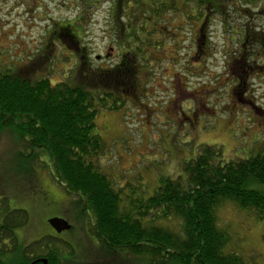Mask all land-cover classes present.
Returning <instances> with one entry per match:
<instances>
[{"label":"rangeland","instance_id":"1","mask_svg":"<svg viewBox=\"0 0 264 264\" xmlns=\"http://www.w3.org/2000/svg\"><path fill=\"white\" fill-rule=\"evenodd\" d=\"M21 2L0 0V67L35 68L34 73L52 85L73 82L82 67L81 55L88 56L85 69L116 66L126 51L119 46L124 35L135 54L147 43L148 57L138 55L136 61L124 56L128 64L138 62L139 72L136 84L125 82V93H119L123 105L108 110L113 100L106 99L107 110L100 109L94 121L95 134L106 147L101 170L115 189L124 190L121 198H151L163 180L181 175L183 164L193 160L201 146L220 148L222 161L228 162L247 159L254 153L253 142L258 141L256 147L264 142V50L263 59L254 58L253 69L236 65L232 71L227 64L228 54L238 56L236 34L241 28L250 22L264 32V0H240L234 6L226 2L223 13H209L204 23L201 17L189 19L195 10L188 13L185 0H163L176 9L166 10L156 24L157 8L146 3L141 17L142 9L134 3L111 15L113 0H94L91 6L80 0ZM215 2L221 5V0ZM65 29L76 39L69 41ZM203 29L209 49L199 53ZM75 42L86 50L84 55ZM252 49L258 52L256 46ZM238 75L247 81L243 92L235 90ZM28 155L33 152L23 151L15 130L0 131V204L7 201L6 208L0 206V226L7 212L27 213L26 226L14 231L21 248L55 237L61 264H146V258L111 250L92 237V213ZM41 160L47 164L48 155L41 153ZM246 188L264 192L259 184ZM50 219L66 221L70 230L56 234ZM217 221L229 235L228 252L244 264H264V218L224 203ZM168 225L180 230L178 221Z\"/></svg>","mask_w":264,"mask_h":264},{"label":"trees","instance_id":"2","mask_svg":"<svg viewBox=\"0 0 264 264\" xmlns=\"http://www.w3.org/2000/svg\"><path fill=\"white\" fill-rule=\"evenodd\" d=\"M80 1L85 6L94 3V0ZM160 1L163 0H114L113 9L117 13L126 5L128 10L129 4L134 3L142 9L140 15L143 17L149 5L156 7V24L166 10L176 9L173 2L168 8L166 2ZM193 1L194 4L188 0V4L185 0L186 11L195 10V16H189V19L201 17L203 23L209 13H223L226 2L233 6L241 4L240 0H221V5L215 0ZM144 3L148 6L146 9ZM188 6L191 7L188 9ZM128 15L135 17V13ZM254 28L249 22L236 34L238 56L234 52L228 54L229 67L238 63L245 70L254 68V58L261 55L249 48L255 35ZM151 30L155 29H150L148 35H152ZM257 35V42L264 46V35ZM123 39L119 46L126 47L124 56L135 60L138 55L147 56L146 42L142 46L145 50L135 54L127 47L125 39L128 35ZM205 40L208 38L203 29L199 53L209 49ZM38 52L37 57L43 51ZM252 54L255 56L251 57ZM124 56L116 66L97 70L84 68L88 59L85 56L79 62L83 68L75 74L73 82L62 81L54 85L48 78L34 73L35 68L26 71L25 66L22 70L13 66L0 67V131L15 130L23 151L33 152L27 156L30 161L48 169L69 196L79 198L82 209L93 215L90 235L101 245L144 257L146 264H244L240 256L227 251L230 238L218 226L217 210L221 204L231 203L241 211L253 213L256 219L264 218V192L246 188L249 183L264 186V155L223 162L220 148L201 146L196 157L183 164L181 175L163 180L155 194L146 200L121 198L124 190L115 189L101 170L106 147L95 134L96 115L100 109L107 110L103 103L109 98L113 104L108 110L121 107L124 101L122 103L120 98L124 99V95L119 93L124 92V83L135 85L138 79L135 74L139 72L138 62L128 64ZM236 79L241 85L239 89H243L247 81L240 76ZM238 79L242 81L238 82ZM117 102H121L120 105ZM41 153L48 155L47 164L42 162ZM3 206H6V200H3ZM175 221L180 224L179 231H173L168 225ZM27 223L26 212H7L0 227V240L15 241L14 231ZM57 245L54 238L46 237L30 248L36 255L37 249L44 246L43 257L48 263L61 264Z\"/></svg>","mask_w":264,"mask_h":264},{"label":"flooded vegetation","instance_id":"3","mask_svg":"<svg viewBox=\"0 0 264 264\" xmlns=\"http://www.w3.org/2000/svg\"><path fill=\"white\" fill-rule=\"evenodd\" d=\"M24 1L25 0H22L21 5L24 3ZM27 1H29V0H26V2ZM113 6H114V0H113ZM113 8L114 7H112L111 15L115 13ZM253 32L255 33V35H254V38H252V40L250 41L251 42L250 47L252 48L253 46H256L258 48V52H261L260 54L262 55V52L264 50V46H261V44L257 42V36H258L257 34L259 33L261 35H264V32L261 30V28H257V27L254 28ZM58 35H60V34H58ZM66 35H67L66 38H68L69 41L76 39L73 36L72 32H67ZM77 36H78V34H77ZM47 38H49V36ZM258 40H260V39H258ZM76 45H77V47H76L77 52L80 53V55L81 54L84 55V52L86 50L84 48H82L78 44V42L74 43V46H76ZM42 51H43V48H42ZM37 53H39V52H37ZM84 57H85V55L84 56L81 55L80 60H82ZM107 57H108V54H107ZM258 58L259 59H263V57H258ZM236 65H241V64H236ZM241 68H243L245 70V67L242 66V65H241ZM230 69L232 71H234L235 67H233V68L230 67ZM245 71H247V70H245ZM245 71H243L242 73L244 74ZM234 73H236V72H234ZM238 76H240V75H238ZM240 77L242 78L243 76L241 75ZM240 81H242V79H238V82H240ZM246 84L247 83L243 84V89H239V87L241 85L237 84L236 87H235V90L237 91L239 89L238 91L243 92L246 89ZM240 94H242V93H240ZM257 142L258 141L255 140L253 142V144H252V150H254V148H255L254 153H253L252 156L264 155V142L262 141V143L258 144V147H256V145H254V144L257 143ZM0 206H1V208H6V207L3 206V200L1 201ZM5 215H4V217H5ZM4 217H3V220H4ZM2 224H3V222H2ZM52 238L57 239L55 237H52ZM30 247L31 246H24L23 248H21L18 245L16 240L15 241L10 240V239L0 240V264H44L43 261H46V263L49 264L48 263V259L43 257V255H44V246H42L41 248L37 249V254L36 255L34 254V250L32 248H30ZM14 260H16V261L14 262Z\"/></svg>","mask_w":264,"mask_h":264},{"label":"water","instance_id":"4","mask_svg":"<svg viewBox=\"0 0 264 264\" xmlns=\"http://www.w3.org/2000/svg\"><path fill=\"white\" fill-rule=\"evenodd\" d=\"M48 225L53 229L56 234H61L64 231L70 230L69 224L62 219H50ZM44 264H47L46 261H43Z\"/></svg>","mask_w":264,"mask_h":264}]
</instances>
